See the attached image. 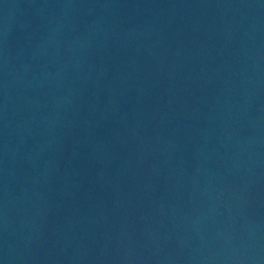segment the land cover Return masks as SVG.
Listing matches in <instances>:
<instances>
[{
	"label": "water",
	"instance_id": "95a60500",
	"mask_svg": "<svg viewBox=\"0 0 264 264\" xmlns=\"http://www.w3.org/2000/svg\"><path fill=\"white\" fill-rule=\"evenodd\" d=\"M0 264H264V0H0Z\"/></svg>",
	"mask_w": 264,
	"mask_h": 264
}]
</instances>
